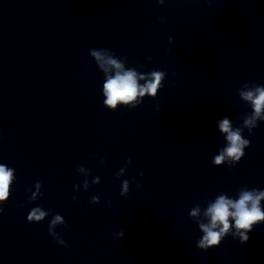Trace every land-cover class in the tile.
<instances>
[{
    "label": "clouds",
    "instance_id": "obj_1",
    "mask_svg": "<svg viewBox=\"0 0 264 264\" xmlns=\"http://www.w3.org/2000/svg\"><path fill=\"white\" fill-rule=\"evenodd\" d=\"M163 4L164 0H158ZM171 42V37L169 38ZM89 54L94 58L98 68L105 74L103 83V103L110 110H116L118 104L125 106L131 105L136 108L142 103L145 96L155 98L159 89L163 87V81L166 78L164 71L155 70L151 73L143 74L137 72L134 68H126L125 60L117 58L109 49H90ZM144 81L143 84L140 81ZM239 97L242 101L251 106L252 112L245 116L241 127H233L232 121L223 117L218 121L220 133L225 137L226 145L219 150V153L213 157L214 166H222L227 161L229 167L237 164L245 155L244 149L249 147L250 141L242 135L246 128L249 134L257 127L258 121H264V85L255 83H246L239 90ZM131 163V160H128ZM77 169L83 170L80 166ZM14 169L0 164V205L7 202L10 197L9 187L14 176ZM125 169L122 168L117 173V178L123 175ZM99 177L93 180L98 184ZM36 192H33L30 200H37L42 193L40 192L41 184L36 182ZM79 189V185L75 186ZM87 190L88 183L84 182ZM137 187H140L138 184ZM129 192V182L124 180L121 185L120 195L126 197ZM75 199V197H73ZM261 201H264V190L242 188L238 192V197L233 199L227 194L218 195L213 201L208 202L207 207L203 209V220L200 214L202 208L200 205L193 207L189 216L198 224L200 231L203 233L201 239L196 243V247L207 251L208 249L218 247L222 240L231 235L234 239L238 238L240 243H246L253 227L264 222V209L261 207ZM90 203H100L99 196H93ZM3 207H0V213H3ZM49 212H45L40 207H34L30 210L28 222H42ZM206 221V222H204ZM64 218L55 214L49 223V235H51L58 244L67 247L64 240L60 239L59 234L54 230L57 224L63 225ZM124 231L121 230L117 235L119 238L124 237Z\"/></svg>",
    "mask_w": 264,
    "mask_h": 264
}]
</instances>
